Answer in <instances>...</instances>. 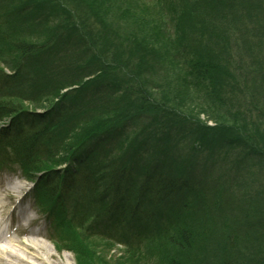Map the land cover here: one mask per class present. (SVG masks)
Returning <instances> with one entry per match:
<instances>
[{
  "label": "trees",
  "instance_id": "obj_1",
  "mask_svg": "<svg viewBox=\"0 0 264 264\" xmlns=\"http://www.w3.org/2000/svg\"><path fill=\"white\" fill-rule=\"evenodd\" d=\"M107 1L112 0H0V77L8 80L10 89L5 90V86L0 89V116L18 118L16 124L19 123V126L14 136L21 135L20 142L25 140L30 143L27 149L31 144L37 143L31 138L46 128L55 127L54 131L60 136L57 151L46 155L48 159L38 161L31 157L30 152L37 147L30 148L27 156L23 157L25 175L32 176L40 172L42 183L59 189L62 176L48 168H55L58 164L60 166L65 161L69 166L75 163V180L79 175L82 180L85 176L99 175L107 182L111 192V205L115 206L113 210L117 211L122 204L125 206H121V209L126 208L128 202L134 203L135 210H144V222L154 232L141 238L136 245H133L135 236L131 234L127 237L125 257L116 258L119 264H188L183 260L184 249H187L185 245L195 247L198 259L193 264H264V230L255 217L259 213L264 218V164L260 166L264 162V7L253 5L255 1L248 4V0H155L151 5L142 0H114L125 6L121 12L129 16L128 25L135 28L142 25L156 28L155 37L148 40L140 31L135 32L130 30V26L122 25L119 16H108L106 12L116 11L112 8L113 2L107 5L108 9L105 7ZM262 3L264 5V0ZM146 15L154 21V26L145 22ZM42 26H47L44 35L38 32ZM75 32L81 39L79 43L71 40V33ZM61 38L68 41L69 47L66 49L61 46ZM82 38L89 42V51L86 44L82 49L76 46L82 45ZM106 44L107 49H102ZM67 53L66 62L75 65L68 69L65 65L60 66ZM158 54L163 56L161 62L156 59ZM76 60L81 62L79 68L76 67ZM128 61H131L132 68H129ZM3 67L9 68L13 73L6 75ZM49 67L54 70L53 80L46 78L45 69ZM74 68L81 69L82 72L70 73L75 71ZM106 68L120 72L124 75L122 78L127 77L131 83L130 91L135 95L134 100L114 109H110L109 104H103L109 109V113L102 115L107 117L105 121L98 119L91 129L75 130L73 126L79 117L78 112L94 108L100 103L101 91L98 92L97 88L108 81L99 78V73ZM124 69L127 70L126 73ZM166 71L177 76L178 80L167 78V84L160 83L158 75ZM93 72H99L92 79L96 84H89L92 80H82ZM54 73L60 75V78H56ZM63 81L65 84L61 85ZM14 83L21 85H12ZM79 83L83 85L81 93L72 94L70 90L62 92V89ZM173 85L177 86L176 92ZM189 85L199 89L201 100L224 122H214L215 125H221L220 128L196 125L200 132L196 144L194 147H187L193 148V153L206 145L211 152L239 149L242 161L246 157L252 161L251 169L243 174H235L229 168L233 176L227 175V178L232 179V189H227L226 183L220 181L222 171L215 173V170H211L208 185H202V188L199 186L201 189L194 192L191 189V192L179 190L185 199V207L188 205L184 210L177 202L172 206L166 204L167 193L179 185L178 179L172 178L174 182L169 180L170 170L163 165H169V161L162 151L153 152L163 154L164 158L156 157L152 152H148L147 158L154 163L153 168L160 169L157 183L137 181L143 170H133L141 161V155L135 149L131 151L130 159L120 160L123 167L115 169L111 175L107 166H91L95 164V160L98 161L99 156L89 158L92 152L87 145L90 142L94 140L93 143H98L102 149L113 144L111 152L123 139L127 128L123 125L125 120L120 119L121 114L120 117L113 115L117 111L123 112L125 116L135 115L138 130L143 129L138 125L144 121L141 119L143 115L147 116V121L143 123H149L152 119L151 123L156 126V115L151 112L157 109L158 113H168V130L165 129L163 135L157 132L165 127L166 124L163 123V127L156 126L157 131L151 134L152 139L157 138L156 143H160L158 150L165 147L163 143L167 144V137L178 135L181 127L172 120L176 119L174 114L179 115V112L171 107L169 96L175 98L181 89L192 93L187 88ZM85 87L89 89L84 91ZM152 88L157 89V92ZM118 90L123 91L121 88ZM184 97H187L186 93ZM31 107L43 109L44 114L29 113L27 110ZM22 125H26L25 129L21 128ZM14 142L15 151L22 155L17 148L19 144ZM52 142L50 139L46 140L39 149H46ZM179 142L174 144L179 145ZM127 147L128 144H124V151H127ZM120 149L111 155V159H116L121 154ZM165 150L176 155V147L170 141ZM129 160H135L136 165L128 164ZM235 163L240 162L237 160ZM144 168L146 167H141ZM123 171L135 172V179L127 184L121 182ZM110 177L117 181L109 183ZM115 185L118 190L114 189ZM154 185L167 189L168 192L157 196ZM187 193L190 194L185 195ZM191 193L196 195L192 200ZM56 199L57 197L52 200L51 206L58 202ZM195 202L200 205L197 206ZM196 207L202 208L203 212ZM108 208V205L105 206L106 210ZM193 210L196 212L194 218ZM157 212L162 213L163 217ZM184 213L189 221H194L192 224L182 225ZM178 214L182 216L179 219ZM121 215L123 214L113 216L112 221L120 223ZM208 219H212V223ZM201 222L205 224V228L196 229ZM129 223L127 220L122 225L130 227ZM68 231V238L66 239L64 232L60 243L63 246L62 241L69 240V247L77 253L78 264H94L91 261L89 263L92 254L109 251L114 241H118L108 234H88L80 226H72ZM162 239L170 248L169 251L162 249ZM79 240L83 241L82 245ZM120 258L124 260L119 261Z\"/></svg>",
  "mask_w": 264,
  "mask_h": 264
},
{
  "label": "rangeland",
  "instance_id": "obj_2",
  "mask_svg": "<svg viewBox=\"0 0 264 264\" xmlns=\"http://www.w3.org/2000/svg\"><path fill=\"white\" fill-rule=\"evenodd\" d=\"M142 1L144 3H149L150 5L153 2H155V0H142ZM262 1L263 0H251V1L248 0L247 3L251 4V2H254L253 5L259 4V5L264 7ZM107 2L104 4L105 7L108 9L107 5L111 2H113V3H111V5H112V8L114 9V12L116 11V13L106 12L108 14V16L113 17V15H111V14H114L117 17L119 16L121 21H122L121 22L122 25L123 24L128 25L127 23L130 20L129 16L127 14L125 15L124 12H121V11H124L125 6L123 4L121 5V3H119L118 1H114V0H112L108 3ZM152 7H154V6L152 5ZM239 9H240V7H239ZM243 9H245V8H242V10ZM146 14H148V13H146ZM146 17H147V19H144L145 22H148V24H150L151 26H154L153 25L154 21L151 19V17L149 15H146ZM262 23L263 22H261V24ZM67 24H68V22H67ZM223 24H225V22ZM51 25H53V24H51ZM128 26H130V30H132V31L135 30V32L138 30V31H140L141 35H146V38L148 40L155 37L154 31H156V28H154V27L153 28H150L149 26L143 27L144 25H142L138 28H135L131 25H128ZM64 28L67 29V27H64ZM38 32L40 34L44 35L47 32V26L40 27L38 29ZM71 34H72L71 40L74 41L75 43H79L81 39H80V37H78V35H77L78 33L75 32L74 34L73 33H71ZM97 36H99V35H97ZM100 38H102V40L105 39L104 37H100ZM61 39L63 40L61 46H63V48H65V49L67 47H69L68 41H66L63 38H61ZM149 42H151V41H149ZM84 44H86V47H87L89 45V42H87L86 39H83L82 45L81 46L76 45V46H79L82 49L85 47ZM157 45H158V43H157ZM102 49H107V44H106V47H102ZM159 49H162V47H160ZM78 50H80V49H78ZM88 51H89V48H88ZM68 54L69 53L65 54L64 58L62 59L63 64H60L61 67L63 65H65L66 69H68L70 66H75L73 63H71L69 61L66 62V60L68 58ZM108 56H109V54H108ZM75 63L77 64L76 67L79 68V65L81 62H79V60H76ZM128 63L130 66L129 68H132L131 61L130 62L128 61ZM77 68H74L75 71H70V73L82 72L81 69H77ZM45 70H46V78H48L49 80H51V79L53 80V78H52V75L54 72L53 67L46 68ZM100 71H101V73H99V72L90 73L89 76H87V78L85 77L82 80L83 81H86V80L90 81L93 79V77H97L99 74H100L99 78L104 79V81L107 80L108 82H106L102 85H99L100 88H97L98 92L101 91V92H99V95L102 97L103 100L101 98H99L100 103L98 105H95L94 108L90 107V108H86V110H84V111L80 110V113L78 112L79 117L76 118L75 124L73 126V128L75 130H78L79 128H82L85 130L89 127L91 129L92 125L96 124L95 122L98 120L97 114L104 115V114L109 113L108 112L109 111L108 106H104L103 104H109L110 109L111 108L114 109V108H116L119 105L124 104V103L128 105L129 103H132L134 100L133 97L135 95L132 91H130L129 86H131V83L128 82V79L126 76H125V78H122V76L124 77L123 74H121L120 72L119 73L114 72L113 70H112L113 71L112 72L110 68L104 69V72H102V70H100ZM124 72L126 73L127 70L124 69ZM54 74H55L56 78L57 77L60 78V75L57 76L56 73H54ZM68 76L69 75L67 74L66 77H68ZM62 77H63V75H62ZM158 78L160 79V83L163 82V83L167 84V81H169V79L172 81H175L174 78H177V76H175L173 74L171 75L170 72L166 71V72L158 75ZM167 78H169V79H167ZM114 80H117V81H114ZM177 80H178V78H177ZM128 83H129V85H128ZM60 84L64 85L65 81L61 82ZM89 84H96V83L92 80ZM175 84L177 85L178 83H175ZM176 85L172 86V88L175 92L177 91ZM71 87H73V86H71ZM82 88H83L82 83L81 84L79 83L77 85H74L73 89H67V90L72 91V94H74V93L76 94L78 92L81 93ZM119 88H121L123 91L118 90ZM187 88H189L192 93H190L189 91L187 93L186 91H183L181 89V90H178L175 98L174 97L172 98L169 96V99L172 101V104H170L171 107H174L179 112V115L174 114L176 116V119L172 118V120H175L176 123L181 127H180V130L177 132L178 135L172 134L170 137H167V144L163 143L164 145H166L165 147H160L161 149L158 150L160 143L157 144L156 142L158 141V139L157 138L152 139L153 136L151 135L152 133L157 131L156 126L163 127L162 126L163 123L166 124L165 125L166 128L164 127L161 130H158L157 132L160 135H163V132L168 130L167 125H169V124H167V119L169 116L166 115L168 113H163L162 111L158 113L157 109L153 110V112H151L152 114L156 115L155 120H156V122H158V123H156V126L153 125V123H151L152 119L149 121V123H143L144 121L145 122L147 121V116L143 115L141 117V119L144 120L142 122L143 124L138 123V125H141L143 127L142 130H138L136 128L137 124L135 122H138V119H136L135 115H131V116L126 115L125 116V115H123V112L121 113L120 111H117V112L114 111L115 113L113 115L117 114L120 117V114H121V118H120L121 121L125 120L123 125L127 129L125 130L126 132L124 131L123 139L120 140V143L118 145L114 146V149L111 152H110V150H111V148H113V144L109 148H105L104 150H101L103 147L98 148L101 145L94 144L92 146L93 149L101 150L97 154L98 156L100 154H102V155L106 154L105 157L99 156L98 159H100V161H102L103 166H107L110 170H113L112 169L113 167H114V169L122 168L123 165H122V161H120V160L121 159L124 160L127 158L130 159L131 158L130 157L131 151L134 149H135V152H137V153H139V155H141L140 156L141 161L139 160V162L137 163V166L133 169L136 172H142V170H143V169H141L142 166L150 165L151 162L147 159L149 157L148 152H150V153L152 152V154L154 156L156 155V157H159V156L162 157L163 154H165L167 157V160L169 161L168 162L169 165L168 164L165 165V163H163V165L170 170L169 173H170L171 177H169V180L171 182H174L171 180L172 178L178 179L183 184L182 187L179 185L176 188H173L172 191L167 193L168 194L167 199H165L166 204L172 206L174 202H177V203H179L178 205L183 207V209L184 208L186 209V207L188 205L185 207V202H184L185 199L182 198V195H181L182 192H179V190H182L183 192H191L190 191V189H191L194 192L196 190L198 191L199 189H201L202 185H204V186L208 185V182L210 183V180L208 178V174L211 175V170L213 172L215 170V173L218 172V170L222 171L221 172L222 177H221L220 181L221 182L223 181L226 183L225 187H227V189H230V188L232 189L233 188L232 179H228L227 175L233 176V173H235V174H243L244 172L246 173V171L249 168L251 169V163H252V161L248 157H246L247 162H246V160L242 161L243 158L240 156L241 154L238 152L239 149H235L232 151H226L227 149H222L221 151L211 152L210 147H208L206 145L205 147H203V149H201V150L199 149V151L193 153L194 152L193 148L189 149V147H187L188 145L194 147L196 144L195 143L196 138H198V135L200 133L199 129L196 125L204 126V124H205L207 126L209 125L210 127L218 126V128H220L221 125L220 126L215 125L214 122L215 121L216 122H222L223 121L222 118L217 117L218 114H215L214 112H212L210 110L208 104L206 105V103L203 100H201V98H200L201 94H199V92H198L199 89L196 90V88H194V86H190V85ZM88 89H89V87H85L84 91L88 90ZM152 90L157 92V89H155V88H152ZM166 91H169V90L167 89ZM104 92H105V94H104ZM120 92L123 94H120ZM155 92H153V94L156 95ZM182 92H184V94ZM185 93L187 94V97H184ZM182 95H183V98H182ZM218 109L220 110L221 108H218ZM160 117H163V118L159 119ZM92 119H94V120H92ZM153 122H154V119H153ZM179 126H176V127H179ZM177 136H179L180 138H178ZM65 140L66 139H64V141ZM141 141H145V142H141ZM169 141L172 142L173 145L176 147V150H175L176 155H171V153L166 152L165 149H167ZM177 141H180L179 145L174 144V142H177ZM124 144L125 145L128 144L127 151H124ZM121 146H123V147L121 148ZM118 149H120L122 151L121 154L122 153L123 154L121 155V154L116 153V154H118L117 158L111 159V155H114L115 154L114 152H118L119 151ZM153 151H160V152L162 151L163 154L153 152ZM143 155H145L147 157H144ZM246 155L248 156V151L246 152ZM170 156H172L173 159H171ZM163 158H164V156H163ZM237 160L240 163H235ZM262 164H264V162L260 163V166H262ZM228 165H231V167L227 168ZM229 168H231L233 173L230 172ZM4 170L5 171H0V188H1V190L4 191L5 193L12 194V195H10V198L12 200L11 203H15V201L19 202L20 207L22 209L26 210V214L29 211L27 216L23 215L24 217L23 216L19 217L18 214H16V213L14 214V212H13V217H12L11 221L19 222V223L23 224V221L26 220L27 218L31 219L32 217L33 218L38 217L35 213V209L33 207L32 208L30 207L32 205L28 201V199L23 198L22 200L18 201V197L23 192L26 191V188H28V186H29L28 183H26L24 180H22L20 178H17V176H15V174L10 169H8V167H5ZM147 170H149V168ZM15 185L17 186V189L13 188ZM199 186H201V188H199ZM200 191H202V190H200ZM189 194L190 193H187L185 195H189ZM192 197H196V195H193L191 193V197H190L191 200H192ZM197 197H198V195H197ZM3 201H5V199H3ZM201 202H203V201H201ZM196 203H197V206L200 205V203H198V202H195L194 204H196ZM159 206H161V205L159 204ZM196 209H198L200 212H203L202 208L199 209L196 207ZM193 211H192V215L194 218V216L196 215L195 214L196 212L195 211L193 212ZM199 211H198V214H199ZM180 213H181V211H180ZM181 217L182 216L180 214L177 215L178 219ZM255 217H256V220L260 221L261 226L260 225L259 226L262 228V230H264L263 214L258 213ZM182 220H183L182 225L183 224L186 225V224H189L191 222H194V221L188 220L186 213L183 214ZM208 220L210 222L212 219L211 220L208 219ZM211 223H212V221H211ZM40 226L41 225L39 222L38 228H39V230L42 231L41 237L45 239V241L49 244V246L51 248H53L50 251V254H48V255L44 254V251L41 250L39 252L40 253L39 254L40 259L48 262V264H68L66 262V260L63 259V252L57 253L55 251L54 246L52 244V241L48 239V236L44 235L43 230ZM204 226H205V224L203 222H201L196 229H204L205 228ZM111 231L113 232L114 230H111ZM116 233L122 234L123 231H116ZM171 234H173V233H171ZM173 235H175V234H173ZM16 239H19V241H24V242L28 243V239L21 238L18 235L16 236ZM160 243H161L163 250H165V249L168 251L170 250V248H168L166 246V243L163 239L161 240ZM188 245H190V244H188ZM184 247H186L187 249H184L185 250V256H184V253L182 252V255L184 256L183 260L186 263L189 262L188 264H193L194 261L196 262L198 259L195 247H192L191 245L190 246L185 245ZM17 253L20 257L27 259L30 263L41 264L38 259H37L38 261H36V260H33L34 258L28 256L29 254H27V252L24 250L23 251H17ZM111 254H112V256H106V255L103 256V255L97 254L95 252V254L91 255V257H90L91 260H89V263L91 261L94 264H119L120 262H118L116 257H113L114 256L113 251H111ZM121 254H122V252H121ZM120 257H125V255H120ZM71 258L72 259L69 261V263L75 264L74 258L72 256H71ZM122 260H124V259L123 258L119 259V261H122ZM199 260H200V257H199ZM151 262H152V259H151ZM142 263H144V262L142 261ZM124 264H125V262H124ZM151 264H153V263H151Z\"/></svg>",
  "mask_w": 264,
  "mask_h": 264
},
{
  "label": "bare ground",
  "instance_id": "obj_3",
  "mask_svg": "<svg viewBox=\"0 0 264 264\" xmlns=\"http://www.w3.org/2000/svg\"><path fill=\"white\" fill-rule=\"evenodd\" d=\"M243 31L245 30L244 28H242ZM161 51H164V50H160ZM162 57L163 56H160L158 54V56H156V59L157 61L161 62L162 61ZM39 109V110H38ZM28 112H32V113H43V109L41 108H37V107H34V108H29L28 109ZM44 114V113H43ZM167 115V114H166ZM98 116V119L100 120H104L107 118L106 116H102L101 114H97ZM163 117H160L159 119H162ZM26 127V125H22L21 128H24ZM25 129V128H24ZM56 128L55 127H52L50 129L46 128L45 130H43L41 133L39 134H35L36 136H33L31 138V140L33 141H37L36 144L32 145L31 144V147L32 146H36L37 149L33 152H30V148H28V144L30 143H26L25 140L21 141L20 142V138L21 135H18V136H14V135H11L10 138L11 140L14 142L16 141L19 145H17V148L19 149V151H21L22 155L21 157L23 158L24 156H27L26 153H29L30 152V156L32 157H35L38 161H42V160H45V159H48V157L46 155H50L52 154V151H54V149L58 146L57 142H59V139H60V136H59V133L57 131H54ZM51 140L53 141L49 147H46L45 148H40L39 149V146L42 144H45V141L46 140ZM15 143V142H14ZM27 149V150H26ZM29 156V155H28ZM151 161V160H149ZM245 161V160H244ZM77 163V162H76ZM128 164H132V165H136V162L135 160H129L128 161ZM151 167H147L145 165L146 168L143 169V173H139V176H138V180L137 181H142V180H145L149 183H157V181L159 180V178H157V173L160 171V169H155L153 168L155 165L153 162L150 163ZM71 166V167H70ZM70 166L68 165V163H66V161L64 162L63 164V167L62 169L60 168L59 164L54 168H48L49 170H52V171H55V173H57L58 175H61L62 177H67L69 178L71 181H72V184L73 185H77L78 183V180H75V177L74 176V169L77 168V165L75 163H71ZM71 168V169H70ZM148 168H151V170H147ZM113 170L110 171V175L113 174L114 172V167L112 168ZM57 170H59L60 172H57ZM77 175V173H76ZM73 177V178H72ZM133 178L135 179V172H127V171H123V173L121 174V182H123L124 184H127L129 181H133ZM111 181H117L116 178L114 177H110L109 178V183ZM177 185H180L182 187V183L180 180L177 181ZM123 184V185H124ZM13 188H16V187H13ZM114 189L115 190H118V186L115 185L114 186ZM154 193L159 196L161 195L160 193H167V189H160V188H157L155 187L154 185ZM5 198H7L8 202L6 203V205L9 203V196H5ZM121 206H125V204H122ZM120 206V208H117V211L116 210H113V208L115 206L109 204V208L106 210V211H109L111 212V214L109 215V218L112 220V217L113 216H117L119 214H123L121 215V225L122 224H126L127 220H128V223L130 225V227H134L135 226V222H139L141 226H144V210L140 209V210H135L134 208V203L133 202H128L127 203V207L124 208V209H121L122 207ZM5 205L3 204L2 202V197L0 196V216L1 217H5L4 216V209ZM118 207V206H116ZM54 210H55V213H59L61 210L56 207H54ZM118 213V214H116ZM159 215H162V213L160 212H157ZM113 222V221H112ZM32 233V236L30 237L29 239V242L32 244V245H28L27 243H20L19 241L17 240H14L13 238L9 237V238H3L2 236H0V264H34V263H30L27 259L23 258V257H20L17 253V251H26L27 254H29L28 256L34 258L33 260H36L41 263V264H48V262L44 261V260H41L40 257H39V252L42 250L44 251V254H50V251L53 249L49 246V244L43 240V239H40L39 238V235H40V232L38 231H31ZM39 235H38V234ZM8 236V235H7ZM80 242V245L83 244V241L82 240H79ZM78 243V242H77ZM31 246H34L31 247ZM22 249V250H21ZM99 253V252H98ZM103 254V255H106V256H112V254L110 253V250L109 251H101L100 254ZM63 255H64V259L66 260V262L68 264L69 261L71 260V256L69 255V253L67 252H63ZM114 257V256H113ZM112 257V258H113ZM38 259V260H37ZM73 264V263H72Z\"/></svg>",
  "mask_w": 264,
  "mask_h": 264
}]
</instances>
